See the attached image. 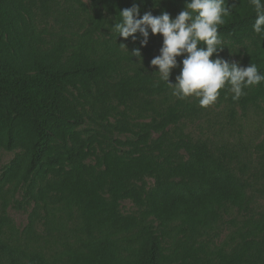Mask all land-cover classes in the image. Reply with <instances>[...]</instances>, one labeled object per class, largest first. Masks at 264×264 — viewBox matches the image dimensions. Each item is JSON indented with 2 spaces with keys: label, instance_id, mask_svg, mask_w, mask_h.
<instances>
[{
  "label": "trees",
  "instance_id": "1",
  "mask_svg": "<svg viewBox=\"0 0 264 264\" xmlns=\"http://www.w3.org/2000/svg\"><path fill=\"white\" fill-rule=\"evenodd\" d=\"M133 4L174 18L185 0H0V145L22 149L0 177V264H264V137L186 131L207 110L150 65L162 37L141 47L112 28ZM226 6L219 56L264 73L254 7ZM219 91L229 123L264 112V82ZM123 198L138 210L122 214ZM10 206L31 207L22 229Z\"/></svg>",
  "mask_w": 264,
  "mask_h": 264
},
{
  "label": "clouds",
  "instance_id": "2",
  "mask_svg": "<svg viewBox=\"0 0 264 264\" xmlns=\"http://www.w3.org/2000/svg\"><path fill=\"white\" fill-rule=\"evenodd\" d=\"M226 3L227 0H185L184 8L174 18L167 11L156 16L150 11L140 15L139 6L133 4L119 12L120 20L112 28L117 36L131 37L133 41L139 33L141 47L147 45L150 34H159L162 45L150 65L155 67L160 80L166 82L177 98L195 96L201 107H208L226 86L233 94L232 99L238 100L245 94V88L264 82V73L255 64L243 67L219 56L224 47L218 29L232 9ZM250 3L256 13L252 29L264 36V0ZM131 54L141 60L139 48ZM178 57H182L179 62ZM176 68L180 69L179 74L172 82L169 77Z\"/></svg>",
  "mask_w": 264,
  "mask_h": 264
},
{
  "label": "rangeland",
  "instance_id": "3",
  "mask_svg": "<svg viewBox=\"0 0 264 264\" xmlns=\"http://www.w3.org/2000/svg\"><path fill=\"white\" fill-rule=\"evenodd\" d=\"M196 98L195 96H192ZM207 113L203 118L195 120L194 122H185L186 131L190 132L195 138H207L212 142L220 141H235L241 140L243 142L258 143L264 137V112L261 110L250 109L243 112L240 107H237V118L234 123H229L225 116L223 103L216 102L206 107ZM12 113H15L12 109ZM81 129H91L93 124L86 121L80 126ZM115 137L126 139V134H115ZM156 135L153 134V137ZM22 149L7 150L0 145V177L4 169L10 164L13 157L21 152ZM87 162H93L92 159H87ZM148 186L153 184V179L149 176L145 177ZM20 198V193L17 195ZM264 200H260V205ZM139 206L133 199L123 198L120 200V211L122 214H128L138 210ZM31 207L27 210H21L10 206L8 208V215L13 219L15 225L22 229L28 221V214ZM228 233V228H225L220 236L222 240Z\"/></svg>",
  "mask_w": 264,
  "mask_h": 264
}]
</instances>
